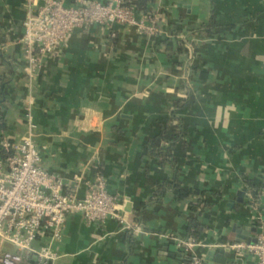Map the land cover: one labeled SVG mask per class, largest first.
I'll list each match as a JSON object with an SVG mask.
<instances>
[{"label":"crops","instance_id":"obj_1","mask_svg":"<svg viewBox=\"0 0 264 264\" xmlns=\"http://www.w3.org/2000/svg\"><path fill=\"white\" fill-rule=\"evenodd\" d=\"M38 4L0 0V121L6 126L0 143L24 135L22 106L31 99L44 167L66 181L82 175L88 182L99 172L120 210L138 225L132 232L114 220L87 224L73 214L58 244L62 256L48 264H186L167 237L192 238L190 219L208 227L193 238L204 245L233 242L234 223L264 225V187L253 205L249 190L264 183V0H150L147 12L157 18V34L121 25L75 31L29 82L18 39L28 5ZM143 14L136 11L138 18ZM212 16L216 26L205 35L202 27ZM173 28L181 31L180 48ZM192 63L207 72L204 81ZM184 96L190 104L175 111L185 133L173 161L181 188L216 193L205 195L207 206L196 195L177 201L173 190L149 201L156 183L172 180L173 168L162 167L145 144L159 132L172 102ZM240 191L243 201L236 202ZM135 209L144 212L138 222ZM205 250L214 249L194 247L193 254ZM4 251L17 252L2 242ZM20 255L19 264H40ZM227 264H253V258L230 251Z\"/></svg>","mask_w":264,"mask_h":264},{"label":"built area","instance_id":"obj_2","mask_svg":"<svg viewBox=\"0 0 264 264\" xmlns=\"http://www.w3.org/2000/svg\"><path fill=\"white\" fill-rule=\"evenodd\" d=\"M112 30L115 25L132 27L146 36L158 32L157 18L144 13L140 18L124 0L99 2L95 0H39L35 9L30 5L22 22L18 39L25 56L24 71L29 82L34 78L42 60L52 56L75 31L91 26ZM188 50L191 47L188 46ZM32 101L22 106L25 133L17 142L2 141L0 146L11 154L0 158V243L11 244L17 252L4 251L0 264H19L20 252L32 255L40 264L53 263L62 254L58 247L66 221L80 214L87 224H104L114 220L125 230L138 231L120 210L119 199L109 192L106 179L96 172L91 181L75 175L69 181L51 172L42 163L36 144L37 127L33 121ZM82 188L81 194H78ZM256 243L227 242L204 245L201 240L167 238L186 258V264H202L201 256L193 254L194 247L217 249L227 247L237 258L251 255L253 264H264V231L258 224ZM36 243H41L39 246Z\"/></svg>","mask_w":264,"mask_h":264},{"label":"trees","instance_id":"obj_3","mask_svg":"<svg viewBox=\"0 0 264 264\" xmlns=\"http://www.w3.org/2000/svg\"><path fill=\"white\" fill-rule=\"evenodd\" d=\"M125 5L132 6L136 11H140L142 13H147V3L150 0H124ZM216 26V23L213 20V16L210 17V21L207 25L202 27V31L205 35H211V29ZM180 30L173 28L171 30V34L174 39H177L178 47L180 48V45L183 44V41L181 38L178 39V36L180 35ZM189 44L192 46L193 49V57H197L198 54L195 53L196 45L192 42H189ZM180 51V49H178ZM191 69L193 73H198V80L204 81L207 77V72L198 70L196 63L191 64ZM0 100H2V95L0 93ZM190 104V97L184 96L180 98L179 100H174L172 102V110L168 117L164 120V122L161 125V128L159 132L149 138L146 141L145 144V152L149 155L159 157L161 159L160 165L164 167L165 165H171L173 168V177L171 181H163L155 184V190L153 192V196L150 198L149 201H159L160 198L164 195V193L168 190H173L175 192V199L177 201H182L186 198H188L191 195H196L199 197L198 203H203L205 206H207L208 201L205 200V195L207 193L210 194H216L214 191L211 190H195V189H183L181 188L180 182L178 180V170L175 167V163L173 161V151L175 144L182 138L184 135L183 130V122L181 117L177 116L175 114V111H178ZM6 130V126L3 122L0 121V131ZM8 142H11L10 140H6ZM10 150H5L0 146V158H5L6 156L10 155ZM101 170L100 168L98 169ZM246 183L248 187H251L252 184L250 181L246 180ZM260 186L264 187V183H260L254 190L253 188H249L250 193L252 195V200L250 201V204H254L257 201ZM145 203H142V207H145ZM251 206V205H250ZM252 207V206H251ZM144 211V210H143ZM144 217V212H139L138 210L133 211V219L134 221L138 222L141 218ZM256 223V222H255ZM257 224V223H256ZM208 227L204 226L199 223L197 219H190L188 223L187 232L190 237L192 238H199L201 237V234L207 230ZM187 262V261H186Z\"/></svg>","mask_w":264,"mask_h":264},{"label":"water","instance_id":"obj_4","mask_svg":"<svg viewBox=\"0 0 264 264\" xmlns=\"http://www.w3.org/2000/svg\"><path fill=\"white\" fill-rule=\"evenodd\" d=\"M244 198V192L237 193L236 202H242ZM131 206L126 203L124 206V211L130 212ZM264 229V225L261 226ZM231 232L234 234L233 242L235 243H245L253 245L256 243V236L259 232L258 225L249 227L245 222L234 223L231 226ZM230 256V250L227 247H220L214 250H205L201 257L203 259L202 264H227V260Z\"/></svg>","mask_w":264,"mask_h":264}]
</instances>
